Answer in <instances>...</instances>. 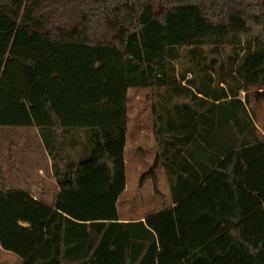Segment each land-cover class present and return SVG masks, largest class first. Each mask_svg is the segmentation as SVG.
<instances>
[{"label":"trees","instance_id":"1","mask_svg":"<svg viewBox=\"0 0 264 264\" xmlns=\"http://www.w3.org/2000/svg\"><path fill=\"white\" fill-rule=\"evenodd\" d=\"M140 89L158 150L141 180L156 186L162 168L173 206L121 222ZM252 100L264 101V0H0V128L36 129L61 165L51 204L8 190L0 168V249L21 264H264ZM78 134L79 152L52 154Z\"/></svg>","mask_w":264,"mask_h":264},{"label":"rangeland","instance_id":"2","mask_svg":"<svg viewBox=\"0 0 264 264\" xmlns=\"http://www.w3.org/2000/svg\"><path fill=\"white\" fill-rule=\"evenodd\" d=\"M248 1L250 4L260 2V0ZM147 94L148 91L144 89L128 92V142L125 156L127 190L121 196L120 202L129 199L130 207H132L130 213H127L126 205L119 203V216L122 219L135 220L152 215L169 203V188L162 168L156 171V186L151 177L141 180L142 176L152 169L158 152L153 136L150 101L147 99ZM249 111L260 135L264 137V101L256 103L252 100ZM40 145L35 129L0 128V168L7 177L10 189L17 184L19 171L26 168L28 161L35 159V151L40 149ZM5 262L3 255L0 256V264H10Z\"/></svg>","mask_w":264,"mask_h":264},{"label":"crops","instance_id":"3","mask_svg":"<svg viewBox=\"0 0 264 264\" xmlns=\"http://www.w3.org/2000/svg\"><path fill=\"white\" fill-rule=\"evenodd\" d=\"M128 115V114H127ZM128 123V122H127ZM37 136L40 140V149H38L36 154L34 155L35 159L32 161H28V165H26V168H24L23 171H19L18 176H17V184L14 185L15 187L13 189L9 188V183L7 181V177L4 173L5 177V182H6V187L8 190H23L28 192L34 199L40 200L42 202H45L46 204H51L54 199V195L57 192V185L54 179V171L55 169L60 168L61 165L58 164V166L53 165V156H49L47 153V150L45 149L43 142L39 136L38 131L35 129ZM64 138V139H63ZM264 138V137H263ZM128 127H127V132H126V144L124 148V161H125V170L127 167V162L125 159L126 152H127V142H128ZM84 137L80 134L75 135V136H65V137H59V143L56 145L55 150L52 149V154L55 156V154H58V148H65L66 150L73 149L74 151L79 152L84 146ZM62 142L64 144H62ZM52 145L54 143H51ZM76 149V150H75ZM56 160H59L58 158H54ZM11 162V160H10ZM14 168V166H13ZM126 175V174H125ZM169 188V187H168ZM127 186L125 183V190L123 193L119 196L118 202H117V211H118V218L119 221L121 222H134V221H139V220H144L145 217H141L139 219L135 220H130V219H125V218H120L119 216V203H123L125 206V210L127 213H130L131 207L130 204L131 200H125L123 202H120L121 196L126 192ZM170 194V192H169ZM173 206V203L171 201L170 195H169V203L166 206H163L160 210L166 209V208H171ZM160 210H156L155 213L160 212ZM3 255V258L6 260L5 263H10V264H21V260L14 254H11L9 252H5L0 249V256Z\"/></svg>","mask_w":264,"mask_h":264}]
</instances>
